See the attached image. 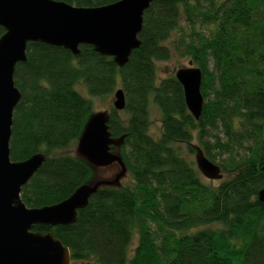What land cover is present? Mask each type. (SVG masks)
<instances>
[{"label": "trees", "instance_id": "16d2710c", "mask_svg": "<svg viewBox=\"0 0 264 264\" xmlns=\"http://www.w3.org/2000/svg\"><path fill=\"white\" fill-rule=\"evenodd\" d=\"M59 1L100 7L120 0ZM4 33L0 26V38ZM139 39L124 67L93 46L74 55L28 43L27 60L14 73L22 96L10 157L22 161L43 152L47 159L23 186V202L31 208L57 204L96 175L73 150L94 113L91 100L75 89L79 81L93 96L124 89L126 108L111 107L108 125L113 138H124L111 150L117 149L129 176L126 184L101 186L76 222L39 224L33 231L54 232L76 263L264 264V202L258 197L264 188V0H154ZM174 55L189 57L203 71L198 120L175 75L158 76L157 63ZM151 104L161 113L157 139L150 133ZM195 141L221 166L218 185L183 155L195 153ZM135 231L139 242L132 250Z\"/></svg>", "mask_w": 264, "mask_h": 264}, {"label": "water", "instance_id": "95a60500", "mask_svg": "<svg viewBox=\"0 0 264 264\" xmlns=\"http://www.w3.org/2000/svg\"><path fill=\"white\" fill-rule=\"evenodd\" d=\"M153 1L120 0L100 7H78L59 0H0V26L5 29L0 38V264H71L69 248L54 232H34L33 227L76 222L79 210L88 205L101 186L120 184L127 174L121 155L117 149V153L111 150L112 146L118 148L124 138L111 136L108 112L93 113L79 138L77 154L95 169L118 164L121 170L115 179L85 183L57 204L31 208L23 202V186L47 159L43 152L22 161L10 157L13 115L22 96L15 85L14 73L17 64L27 60L28 43L63 47L74 55L80 54L81 46L89 45L124 67L131 53L141 45L139 34L144 13ZM175 77L183 87L189 112L196 120L200 119L204 107L202 69L181 67ZM126 104L124 89H117L113 107L123 111ZM194 149L200 173L209 180H222L221 166L210 160L201 146L194 145ZM258 197L264 202V188Z\"/></svg>", "mask_w": 264, "mask_h": 264}, {"label": "rangeland", "instance_id": "374dc122", "mask_svg": "<svg viewBox=\"0 0 264 264\" xmlns=\"http://www.w3.org/2000/svg\"><path fill=\"white\" fill-rule=\"evenodd\" d=\"M207 32V30H205ZM190 62H193L189 57L186 56H180V55H174L171 60L168 61H163V62H158L157 67H158V76L159 77H167L170 75H175V72L177 69L181 67H190V66H195L193 63L192 65ZM121 88L119 85L118 87L113 91L112 94L101 97V96H93L89 93L86 85L84 84L83 81H79L75 85V89L82 94L84 97L88 98L91 100L93 103V112H108L111 107H113V102H114V93L117 89ZM150 112H151V120L152 124L150 126V133L153 137L156 139L160 137V132H161V113L156 107V105L151 104L150 105ZM221 136H223V133H220ZM208 141L210 144L214 143V139L212 137L208 138ZM195 145H200L198 141L194 142ZM75 152H77V148L75 147L73 149ZM219 150H213L212 152L217 153ZM115 153L117 151L115 150ZM243 151L240 150L237 155H242ZM183 155L189 159H193L195 161V153L190 154L186 150L184 151ZM228 153L224 154L223 158H227ZM217 162H220V159H216ZM120 166L118 164L111 165L109 167L105 168H96V175L94 179H92L91 183H95L96 181H112L115 179L117 174L120 172ZM209 180V179H208ZM129 182V176L126 174L121 180L120 183H128ZM214 185H218L220 182L219 180H211ZM139 242V234L138 231H135L133 242H132V250L138 245ZM71 264H87V263H76L72 262ZM91 264V263H88Z\"/></svg>", "mask_w": 264, "mask_h": 264}]
</instances>
